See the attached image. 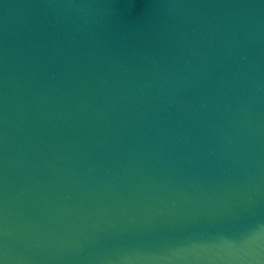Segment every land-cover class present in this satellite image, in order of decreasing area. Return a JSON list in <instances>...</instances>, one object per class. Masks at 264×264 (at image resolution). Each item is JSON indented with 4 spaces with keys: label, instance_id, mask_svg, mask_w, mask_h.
<instances>
[{
    "label": "water",
    "instance_id": "water-1",
    "mask_svg": "<svg viewBox=\"0 0 264 264\" xmlns=\"http://www.w3.org/2000/svg\"><path fill=\"white\" fill-rule=\"evenodd\" d=\"M0 264H264V0H0Z\"/></svg>",
    "mask_w": 264,
    "mask_h": 264
}]
</instances>
